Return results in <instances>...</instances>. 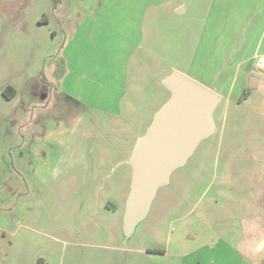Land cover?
I'll use <instances>...</instances> for the list:
<instances>
[{
	"label": "rangeland",
	"instance_id": "rangeland-1",
	"mask_svg": "<svg viewBox=\"0 0 264 264\" xmlns=\"http://www.w3.org/2000/svg\"><path fill=\"white\" fill-rule=\"evenodd\" d=\"M158 1L128 0L129 11L115 0L87 40L103 0H0V264H243L237 243L263 167L264 0ZM217 26L226 55L209 37ZM172 67L220 94L217 131L124 240L128 161ZM65 69V85L83 71L98 79L80 85L92 108L59 91ZM250 74L261 82L239 114Z\"/></svg>",
	"mask_w": 264,
	"mask_h": 264
},
{
	"label": "water",
	"instance_id": "water-1",
	"mask_svg": "<svg viewBox=\"0 0 264 264\" xmlns=\"http://www.w3.org/2000/svg\"><path fill=\"white\" fill-rule=\"evenodd\" d=\"M247 90L257 86V77L247 78ZM169 91L167 100L154 111L145 132L137 138L128 165L131 182L124 202V240L149 213L159 188L170 183L175 169L185 166L194 150L214 131L213 113L218 94L187 75L173 70L160 78Z\"/></svg>",
	"mask_w": 264,
	"mask_h": 264
},
{
	"label": "crops",
	"instance_id": "crops-1",
	"mask_svg": "<svg viewBox=\"0 0 264 264\" xmlns=\"http://www.w3.org/2000/svg\"><path fill=\"white\" fill-rule=\"evenodd\" d=\"M114 1L115 0H103V2H101L99 5L104 6V7H100V9L98 10V11H101L100 12L101 15L97 13L98 17H100V16L101 17L95 22L91 21L90 18L87 20V24L85 25L86 27H88L86 29V33H85L87 40L90 39V37L93 35V31H95L94 28L98 27L99 24H102L105 26L107 23L109 24L111 22L110 20H111L112 11H113V9H111V8L113 7L112 3ZM167 1L171 2V0H160L158 2L159 3H166ZM255 1H257L259 4L262 2V0H255ZM120 2H124V4H122L123 8H125L129 11H132V6L128 4V0H120ZM131 2H134V0H131ZM176 11L178 13H180V15H182V16L186 15V10L183 7H177ZM208 16H207L208 19L206 18L207 19V22H206L207 26L210 24L209 19H210L211 15L209 17ZM214 18L215 17H211V22H213ZM84 19H86V15H84ZM83 20L78 24L75 34L72 37H70V39H75L76 35L78 34V32H79V30L83 24ZM206 23H205V25H206ZM222 25H224V24H222ZM221 26H217V28H216L217 30L215 29L214 34H210L209 37L212 39H215V41H213V47L217 46V44L219 43V46L221 47V49L223 48V54L226 55L227 49H228V44L226 42L227 38H228V32L226 33L225 30L220 29ZM213 29L214 28L210 27L209 32H213ZM225 33H226V35H225ZM218 40H220V41H218ZM217 41H218V43H217ZM66 58L67 57H66V55H64V52H63L61 59H62L63 63L65 64V67L68 66L67 65L68 59H66ZM175 69H178V68L172 67L169 70L168 74L170 73V71H173ZM89 72L91 75V70ZM168 74H165V75H168ZM186 74L188 77L192 76V75H190L189 71L186 72L185 75ZM67 75H69V73L65 69L64 72H62V74L60 75V84L58 85L59 91L67 94L68 96L70 95V97L72 99H74L78 104L82 103V105L85 104L88 108H92L93 107L92 104L85 101L83 99V97L81 96V94L84 93L85 89H81L82 86H80V85H82V83L86 84L85 83L86 79H88L90 82L96 81L95 83L97 84L98 79L96 77H88L87 71H83V72L79 73L77 75V77H75V79L72 78L69 81H67V85H65ZM165 75H163V76H165ZM250 75H248V78ZM203 76H205V75H203ZM251 76H254V75H251ZM256 77H257V86L253 90H257L259 88V84L261 82V78L259 76H256ZM262 79L264 80V73H263ZM247 82H248V80H247ZM123 86H125V79H123ZM253 90H247V84H246L244 96H241V98L237 102L236 112H238L239 114H242V112L240 110L241 104H242L243 100H245L246 97L249 95V93ZM219 102H220V94H218V104H219ZM237 116L242 117L240 115H237ZM225 119L227 120V114L225 116ZM225 126H226V121L223 122L222 131L225 128ZM258 154H260L259 155V156H261L260 158L263 159V160H260L263 167H261V171H260V179H259V184H258L259 186L256 189V193H257V196H255L256 209L253 213H251V215H249L246 222H244L245 225L242 228V230H243L242 231V233H243L242 238L239 239L238 243H237V252H238L240 258L243 260V264H264V151H261Z\"/></svg>",
	"mask_w": 264,
	"mask_h": 264
},
{
	"label": "built area",
	"instance_id": "built-area-1",
	"mask_svg": "<svg viewBox=\"0 0 264 264\" xmlns=\"http://www.w3.org/2000/svg\"><path fill=\"white\" fill-rule=\"evenodd\" d=\"M255 65L257 69H263L264 68V56H258Z\"/></svg>",
	"mask_w": 264,
	"mask_h": 264
},
{
	"label": "trees",
	"instance_id": "trees-1",
	"mask_svg": "<svg viewBox=\"0 0 264 264\" xmlns=\"http://www.w3.org/2000/svg\"><path fill=\"white\" fill-rule=\"evenodd\" d=\"M3 94H4V96H5L7 99H11L12 96L14 95V90H13V88L8 87L7 89H5V90L3 91Z\"/></svg>",
	"mask_w": 264,
	"mask_h": 264
}]
</instances>
